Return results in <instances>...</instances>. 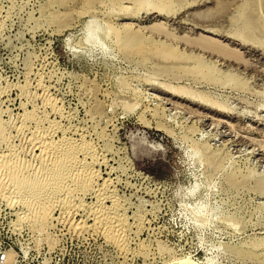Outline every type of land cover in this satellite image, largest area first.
<instances>
[{
	"label": "rangeland",
	"instance_id": "374dc122",
	"mask_svg": "<svg viewBox=\"0 0 264 264\" xmlns=\"http://www.w3.org/2000/svg\"><path fill=\"white\" fill-rule=\"evenodd\" d=\"M164 1L0 0V264H264V41Z\"/></svg>",
	"mask_w": 264,
	"mask_h": 264
},
{
	"label": "bare ground",
	"instance_id": "6f19581e",
	"mask_svg": "<svg viewBox=\"0 0 264 264\" xmlns=\"http://www.w3.org/2000/svg\"><path fill=\"white\" fill-rule=\"evenodd\" d=\"M148 1V0H147ZM150 1V0H149ZM152 1V0H151ZM154 2H155V0H153ZM159 2H160V0H158ZM167 1H169V0H167ZM195 1V0H194ZM248 1V0H247ZM245 2V4H243L242 6H241V8L239 7V12H237L238 13V15L237 16H239V20H238V17L236 18V20H238L237 22L239 23V21H240V24L238 25L239 27H240V29H239V31L238 32H236L235 34H233V35H235L237 38H239L241 41H243V42H248V41H251V40H253L254 41V43L255 42H257V43H260V42H263L264 41V14H262L261 13V10H260V8L259 7H261V9L264 7V6H262V4H263V0H262V4L260 3V1L261 0H255L254 2ZM166 2V0L164 1V3ZM194 3V2H193ZM247 3V4H246ZM259 3H260V5H259ZM154 4V5H153ZM148 5H149V3H148ZM152 5L153 6H151V7H149V9H154V10H156V11H158V13H163V12H165V7H164V4L162 3H158V4H155V3H153L152 2ZM166 5V4H165ZM259 5V6H258ZM167 7V6H166ZM262 10H264V8L262 9ZM152 11V10H151ZM130 17V16H129ZM45 19V18H44ZM94 23L92 22V21H89L88 23H87V28H86V34H85V41L88 43V44H92V45H95L96 43H98L99 41H100V33L98 32V28L95 26V25H93ZM112 28V27H111ZM113 29V28H112ZM115 29V28H114ZM116 30V29H115ZM114 30V31H115ZM117 31V30H116ZM116 31H115V33H116ZM260 31H261V34H259L260 33ZM112 32V31H111ZM257 32H258V34H257ZM119 33V32H118ZM256 34V35H255ZM263 34V35H262ZM256 36V38H255V36ZM258 35H262L261 37L260 36H258ZM260 37V38H259ZM125 39H127V38H125ZM131 39H133V38H131ZM239 39H237V40H239ZM118 40H120V39H116V41H118ZM119 42V41H118ZM119 45V44H118ZM133 48H135V46H132ZM136 49V48H135ZM158 50V49H157ZM161 50V49H160ZM164 51V50H163ZM157 52H159L158 54L160 55V56H162V57H164V58H169V59H173V54H171V53H166V52H162V51H157ZM223 53H225V52H223ZM222 53V54H223ZM168 59V60H169ZM179 59V60H178ZM174 61L173 62H175V60L177 61V62H181V63H183V62H185V61H182V57L181 58H179V57H175L174 59H173ZM189 60V59H188ZM189 62V61H188ZM187 62V63H188ZM176 63V62H175ZM181 65V64H180ZM205 68V69H204ZM212 69H215V68H212V67H210V66H208V65H201L200 66V68H198V69H196L197 70V73H202V75L203 76H207V74H206V70H208L207 72L209 73V71H212ZM213 71H215V70H213ZM203 72H205V73H203ZM212 73V72H211ZM210 73V74H211ZM215 73V72H214ZM204 78V77H203ZM164 84V83H163ZM165 86H166V89H173L172 90V92H174V93H176V92H179V93H177V94H185V96H190L189 94V92H193V91H189L190 89H187L186 90V88H178L177 89V87L176 88H173V86L171 87L170 85H168V84H165ZM163 89H165V88H163ZM175 89L177 90V91H175ZM169 90V91H170ZM165 91V90H164ZM171 92V91H170ZM173 93V94H174ZM192 94V93H191ZM197 94V95H196ZM202 94V93H201ZM194 95V94H193ZM193 95H191L190 97L192 98V96ZM195 95L197 96H195V97H193V98H195V100H196V98H198L200 101H198L197 100V102H202V103H205V104H210L211 106H213V108L214 107H216L217 109H220V110H224L225 108H226V104L225 105H222L221 104V102L220 103H218V102H216V100H212V98H209V97H204V96H202V95H198V93H195ZM211 102V103H210ZM210 106V107H211ZM225 106V107H224ZM229 108V107H228ZM227 109V108H226ZM225 111V110H224ZM71 146H72V144H71ZM88 147V146H87ZM71 149H73L72 147H71ZM70 149V150H71ZM68 151V150H67ZM74 151H76L75 149H74ZM61 152V151H60ZM65 153V152H64ZM78 153V152H77ZM89 154V153H88ZM65 156V155H64ZM67 156H71V159H73V160H76L77 158H76V153L75 152H73V150H71V152H69V155H67ZM66 156V157H67ZM70 159V160H71ZM69 160V159H68ZM68 160H66V161H68ZM73 162V161H72ZM75 162V161H74ZM65 165V164H64ZM67 165V164H66ZM65 168H68V167H66L65 166ZM65 168H63V169H65ZM93 168V167H92ZM70 169V168H69ZM62 172H64V171H62ZM59 173H61V172H59ZM253 175V174H252ZM90 176H91V174H90ZM249 176V175H248ZM59 177H62V176H59ZM62 178H64V177H62ZM258 179V178H257ZM256 179V180H257ZM61 180V179H60ZM65 180V179H64ZM75 180V179H74ZM59 181V180H58ZM263 181H264V179H263ZM50 182V181H49ZM258 182H260V181H258ZM60 183H62V181L60 182ZM69 185V184H68ZM260 185V184H259ZM262 185V184H261ZM259 187V186H258ZM44 188H46L45 186H44ZM47 189V188H46ZM46 189H44V191L46 190ZM60 189V188H59ZM62 189V188H61ZM260 189H262V190H264V187L263 186H260ZM55 190V189H54ZM68 190V189H67ZM253 190V189H252ZM47 191V190H46ZM46 193V192H45ZM57 193V192H56ZM263 193H264V191H263ZM38 194V193H37ZM63 194V193H62ZM44 196V195H43ZM43 196H42V198H43ZM49 196V195H48ZM50 197V196H49ZM52 197V196H51ZM38 198H40V197H38ZM102 199V198H101ZM49 200V199H48ZM124 205V204H123ZM121 209V208H120ZM119 209V205L118 204H114V206H112V209L109 211V212H105V209H102V210H100L101 211V216L105 219V222H106V224H108L109 226H111V228H115V229H122V228H124V225L127 223H125V216L123 215V214H118V210H120ZM122 210V209H121ZM120 210V211H121ZM202 211H204V207H201V208H199L198 209V211L197 212H201L202 213ZM197 212L195 211V213L197 214ZM101 217V218H102ZM115 217H118L117 219H115ZM113 230V229H112ZM114 231H116V230H114ZM243 249V248H242ZM10 254V253H9Z\"/></svg>",
	"mask_w": 264,
	"mask_h": 264
}]
</instances>
